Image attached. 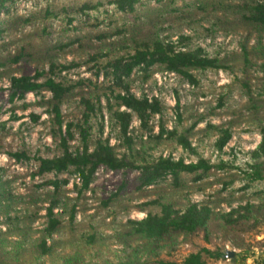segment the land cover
Returning <instances> with one entry per match:
<instances>
[{
	"label": "rangeland",
	"instance_id": "obj_1",
	"mask_svg": "<svg viewBox=\"0 0 264 264\" xmlns=\"http://www.w3.org/2000/svg\"><path fill=\"white\" fill-rule=\"evenodd\" d=\"M110 1L31 0L29 10L14 5L11 14L23 18L32 15L34 19L29 25L4 34L0 44L7 49L1 54L4 56L31 43L43 48L42 51H51L50 58L59 66L77 65L62 70L60 75L56 73L54 79L65 85L80 82L62 103L63 124L81 123L84 97H90L98 105L89 123V151L95 141L102 138L108 141L117 158L131 159L139 152L134 158L138 165L154 163L164 154H174L188 162H196L201 157L213 166L234 161L235 168L243 169L246 149L254 146L256 137L261 140L264 81L257 69L260 62L253 61L247 67L243 64L242 45L252 46L255 33L240 23L229 8L240 0H138L132 13L119 12ZM198 3L205 6L204 10H198ZM84 5L89 9L82 12ZM46 7L56 14L55 18H42ZM7 17L10 15L0 16ZM46 28L48 33L43 31ZM99 34L109 36L99 41L96 39ZM152 36L173 43L177 50L200 49L206 57H217L225 68L191 70L196 84L159 66H153L146 73L135 69L130 78L124 80L130 94L136 98L157 96L163 109L158 118L153 116L149 120V130H144L141 124L134 125L137 118L131 117L132 129L127 130V136L133 139V144L129 149L119 129L112 125L109 104L115 108L114 96L120 90L112 86L104 67L111 60L133 54L134 42L140 43ZM181 38L184 40L179 43ZM75 39L80 42L72 44ZM95 54H101L97 63L90 60ZM46 60L21 65L23 67L13 65L12 75L34 76L36 70L41 69L48 72ZM244 81L250 82L259 109L250 108L244 95ZM8 88L9 75H3L0 77V186L6 189L10 199L0 202V238L9 243L1 264H120L125 262L129 252H137L140 261L161 259L181 264L188 255L203 248L214 253L234 252L230 261L225 257L208 259L207 264H264V216L258 222L248 219L242 225L230 227L212 218L207 234L199 230L190 236L179 234L159 243L125 236L128 220L140 221L147 212L159 213V205L150 202L170 204L178 211L188 204L208 205L214 212L247 203L258 206L262 200L256 190L264 189L263 185L241 190L242 174L234 167H214L200 182H194L193 175L181 174L175 185L168 176L141 190L136 189L139 171L115 172L99 167L88 190L81 193L78 191L80 178L73 172L58 177L53 174L32 177L38 159L61 155L59 142L52 135L53 117L45 104L51 94L45 90L39 94L28 93L24 99L15 98L10 103ZM178 114L182 116L180 125L177 124ZM199 116L202 120L188 137L196 155L167 139L166 132L175 127L178 131L185 130ZM161 124L165 132L162 139L156 141ZM217 128L231 132V138L221 151L215 149ZM82 148L78 131L74 130L68 150L75 154ZM17 152L24 153L27 159L16 161L10 157L9 154ZM232 155L238 156L232 158ZM56 178L67 180L60 185L56 196L58 205L53 210L61 221V228L52 239H47V246H53L50 254L40 257L31 244L41 238L45 228L46 209L54 195L53 186L47 182ZM72 208L74 217L70 220ZM19 246L20 255L14 259ZM125 247L128 249L124 251ZM67 259L70 263L65 262Z\"/></svg>",
	"mask_w": 264,
	"mask_h": 264
},
{
	"label": "trees",
	"instance_id": "obj_2",
	"mask_svg": "<svg viewBox=\"0 0 264 264\" xmlns=\"http://www.w3.org/2000/svg\"><path fill=\"white\" fill-rule=\"evenodd\" d=\"M17 0H0V14L3 13L7 18H0V41L6 32H11L17 27L29 25L34 16H16L12 13L13 8ZM138 0H111L110 3L115 5V9L122 13H132L135 9V4ZM11 6H7V5ZM198 10H204L205 6L202 3L196 5ZM232 14L235 15L237 20L247 25L255 33L254 44L248 47L245 44L242 45L243 64L245 67L254 63L260 62L258 70L262 73V79L264 81V0H240L239 3L232 8ZM89 9V6H82L81 10ZM43 19H53L56 14L52 13L47 7L43 10ZM71 20H69L70 22ZM48 33V28L45 30ZM118 33V31H117ZM108 34H99L96 39L103 41L108 37ZM45 38V36H44ZM184 40L181 38L179 43ZM80 40H73L71 43H78ZM135 43L133 48V54L126 57H120L115 60L107 62L104 67L107 70V76L113 82L114 87L120 91L114 96V109L109 104V111L111 112L112 125L119 129V132L129 149L132 148L133 139L127 136V130L130 125V119L132 116L136 117L144 130H149V120L162 112V106L157 99H152L149 102L146 98H136L130 94L127 85L124 80L130 78L132 72L135 69H142L145 73L148 72L153 66H159L167 72L182 76L184 79L192 84H196V80L190 73L191 70H207V69H224L225 67L220 64V60L215 58H209L204 56L200 49H189L186 51L177 50V46L173 43H165L156 36L148 37L145 41ZM44 45V44H43ZM81 45V43H80ZM62 49L63 47L60 46ZM5 45L0 44V77L3 75H9V102L12 103L15 98L24 99L28 93L39 94L45 90L51 94V98L45 102L47 110L52 118V135L58 140V148L61 150V155L51 159H38L37 170L32 175L45 176L53 174L55 177L61 176L68 172L76 173L81 181V187L78 190L81 193L84 190H88L89 185L92 183L94 173L99 167H103L110 171H139L137 178V190L149 187L154 184H158L166 177L170 176L173 179V183L178 185L181 174L193 175L194 182H200L207 176H209L211 170L216 167L218 169H226L231 167L236 169L239 174H242L243 186L241 190H248L250 187L264 186V127L260 128L261 140L256 149L249 155L250 163L245 165V168H235L234 161L226 163H219V165H211L208 160L198 157L195 163L185 164L183 159L178 161L169 158H159L156 162L151 164L143 163L138 165L136 163L135 155L140 153L136 152L131 159L123 156L117 158L113 148L108 144L107 140L98 138L91 151L88 150V141L91 138V126L89 125L92 116L98 111V105L91 101V98H83L82 106V121L78 125L63 124L61 118V106L65 98L68 97L74 85H65L63 83L55 81L54 77L56 73L60 75L62 70L73 66H59L54 63V60L50 58V52L43 48L33 46L31 43L21 45L17 50L12 53L8 52L6 55H2L1 51L6 50ZM101 54H95L90 57V60L96 62L97 57ZM46 60L48 64V72L36 70L34 76L29 74H20L18 76L12 75L11 67L13 65H20V67L30 65L35 62L37 64ZM97 63V62H96ZM23 65V66H21ZM97 68V66H96ZM100 69V68H99ZM19 70V68L17 69ZM244 95L247 96V102L251 109H259V103L255 99L252 93L250 82H243ZM124 91V92H123ZM109 102V99H108ZM222 102H220V105ZM120 107H125L129 112L120 111ZM178 109V104L176 105ZM34 120L37 117H32ZM202 120L199 116L197 120L189 128L178 131L175 127L173 130L166 132L167 139L174 141L177 146L182 149L188 150L196 155V150L191 146L189 142V135L194 129L195 125ZM182 123V116L177 115V124ZM101 127V126H100ZM101 129V128H100ZM74 130L78 131L81 143L83 145L82 151L72 154L68 150V143L73 139ZM165 132L163 124L160 125L159 134L155 137L156 141H160ZM217 140L215 141V149L221 151L231 138V132L229 129H218ZM132 151V150H131ZM10 157L16 161H20L22 158H26L22 152L9 154ZM27 159V158H26ZM230 165V166H229ZM53 186L54 195L51 198L49 207L46 209V225L41 232V238L38 241H33L31 246L32 250L38 255L45 256L50 254L53 246H47V239H52L53 235L61 228V221L58 216L53 213L54 208L57 207L58 201L56 196L59 193L60 185L66 184L67 180H50L47 182ZM261 195V204L253 206V204L247 203L244 206L238 205L235 209H230L229 212L218 210L214 212L208 205L198 206V204H188L182 211L174 210L170 204L161 203L159 201L150 202L151 204L159 205V213L147 212L144 219L140 221H127L125 236H136L147 241L154 243L163 242L165 238H172L176 235L190 236L195 234L199 230H203L206 234L209 230V223L212 218H217L224 226L230 227L232 225H242L244 221L253 219L259 221L264 216V189L256 190ZM10 195L3 186H0V202L2 200H9ZM149 203V204H150ZM147 204V205H149ZM74 217L73 208L70 212V220ZM263 221V220H262ZM8 242L0 238V264L6 252V246ZM158 247V246H155ZM128 247H125L124 251ZM135 249H133L134 251ZM20 246L16 247L14 253V259H17L20 255ZM158 252V251H157ZM125 262L120 264H177L167 260L157 259L149 262V260L140 261L138 253L129 252L125 255ZM224 258V254L221 252H211L208 249L202 250L188 255L181 264H207L208 259H221ZM70 263V259L65 261Z\"/></svg>",
	"mask_w": 264,
	"mask_h": 264
},
{
	"label": "built area",
	"instance_id": "obj_3",
	"mask_svg": "<svg viewBox=\"0 0 264 264\" xmlns=\"http://www.w3.org/2000/svg\"><path fill=\"white\" fill-rule=\"evenodd\" d=\"M15 6L16 5H18V6H21V7H24L25 9H27V10H29L30 8H31V6H32V2H31V0H27V1H23V0H18V1H16L15 2V4H14ZM13 10V8L11 9V11ZM0 16L2 17L3 16V13H1L0 14ZM172 74H174V73H172ZM191 87H193V86H191ZM144 98H146L149 102H151V100L152 99H157V96H145ZM173 102H174V100H173ZM172 105V107H173V104H171ZM120 111H126V112H129V110H127L125 107H120ZM155 117L156 118H158V115H155ZM135 119V118H134ZM133 120V119H132ZM133 124V121L131 122V125ZM140 124V121L137 119H135V123H134V125H139ZM131 125H129V130L130 129H132V126ZM169 129H171V128H169ZM257 138V141H256V143L254 144V146H252L251 148H247L246 150V160L245 161H242L243 163H242V167L243 168H245V165L246 164H248V163H250V157H249V153L251 152V151H254L255 149H256V147H257V145L259 144V140H260V138L259 137H256ZM191 146H193V144L191 145ZM218 152L216 151V154H217ZM234 156H235V154H234ZM233 155H232V158H236L238 155H236V157H234ZM163 158H171L172 160H174V161H178L179 159H181V158H176L175 157V155L174 154H172L171 156H169V155H166V154H164L163 156H162ZM237 160V159H236ZM235 160V161H236ZM183 162L185 163V164H189V163H195V162H188V161H184L183 160ZM236 165V164H235ZM237 166V165H236ZM242 186H243V183H242ZM221 207H224L223 205L221 206ZM236 207V206H235ZM225 212H229L230 211V209H226V210H224Z\"/></svg>",
	"mask_w": 264,
	"mask_h": 264
},
{
	"label": "water",
	"instance_id": "obj_4",
	"mask_svg": "<svg viewBox=\"0 0 264 264\" xmlns=\"http://www.w3.org/2000/svg\"><path fill=\"white\" fill-rule=\"evenodd\" d=\"M224 257L230 261L234 257V252L233 251H225L224 252Z\"/></svg>",
	"mask_w": 264,
	"mask_h": 264
}]
</instances>
